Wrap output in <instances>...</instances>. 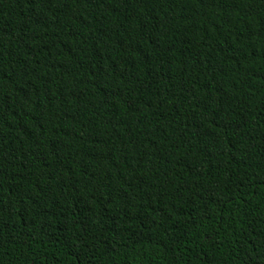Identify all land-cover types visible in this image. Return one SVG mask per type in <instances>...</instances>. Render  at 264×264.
I'll return each mask as SVG.
<instances>
[{
    "label": "trees",
    "instance_id": "obj_1",
    "mask_svg": "<svg viewBox=\"0 0 264 264\" xmlns=\"http://www.w3.org/2000/svg\"><path fill=\"white\" fill-rule=\"evenodd\" d=\"M0 264H264V0H0Z\"/></svg>",
    "mask_w": 264,
    "mask_h": 264
}]
</instances>
